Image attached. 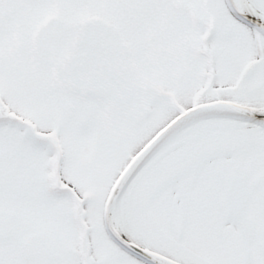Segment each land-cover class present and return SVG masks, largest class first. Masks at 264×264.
<instances>
[{
	"label": "snow or ice",
	"instance_id": "6c2138e0",
	"mask_svg": "<svg viewBox=\"0 0 264 264\" xmlns=\"http://www.w3.org/2000/svg\"><path fill=\"white\" fill-rule=\"evenodd\" d=\"M0 264H264V0H0Z\"/></svg>",
	"mask_w": 264,
	"mask_h": 264
}]
</instances>
